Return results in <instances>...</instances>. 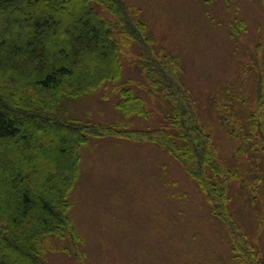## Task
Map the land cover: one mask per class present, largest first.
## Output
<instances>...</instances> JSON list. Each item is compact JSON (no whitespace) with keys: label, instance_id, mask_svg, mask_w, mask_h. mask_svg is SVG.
<instances>
[{"label":"trees","instance_id":"16d2710c","mask_svg":"<svg viewBox=\"0 0 264 264\" xmlns=\"http://www.w3.org/2000/svg\"><path fill=\"white\" fill-rule=\"evenodd\" d=\"M66 5L68 12L59 8ZM124 6L123 0H0V264H46L48 237L80 244L69 196L83 146L107 135L146 139L170 152L225 225L223 239L233 262L264 264L259 242L229 210L231 185L241 177L220 162L189 90L175 75V66H165L175 57L164 51H127L136 41L125 28ZM128 55L138 59L145 82L138 88L171 106L162 126L122 131L64 117L66 100L117 83L116 107L125 116L148 118L152 111L146 99L135 94L131 78L123 79ZM244 88L229 85L214 108L222 127L241 145L242 160L264 164L258 140L264 134V103L260 110ZM258 181L264 185V175ZM259 187L255 183L252 192Z\"/></svg>","mask_w":264,"mask_h":264},{"label":"rangeland","instance_id":"374dc122","mask_svg":"<svg viewBox=\"0 0 264 264\" xmlns=\"http://www.w3.org/2000/svg\"><path fill=\"white\" fill-rule=\"evenodd\" d=\"M123 1L124 25L136 41L127 51H164L175 57L176 63L169 58L165 66H175V75L189 90L220 162L241 177L231 185L229 210L264 251V185L258 181L264 164L242 160L241 145L222 127L214 108V101L232 84L245 87L243 92L262 108L264 0ZM59 8L69 11L67 5ZM128 56L123 79L131 78L135 94L146 99L152 111L148 118L125 116L116 107L117 83L66 100L64 117L122 131L148 132L162 126L171 106L138 88L145 83L138 59ZM90 139L81 150L79 176L69 196L81 242L73 246L68 239L48 237L46 264H235L223 239L225 225L170 152L130 135ZM258 140L263 148V133ZM251 155L247 152L244 158ZM255 183L260 186L256 194Z\"/></svg>","mask_w":264,"mask_h":264}]
</instances>
